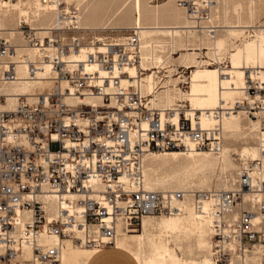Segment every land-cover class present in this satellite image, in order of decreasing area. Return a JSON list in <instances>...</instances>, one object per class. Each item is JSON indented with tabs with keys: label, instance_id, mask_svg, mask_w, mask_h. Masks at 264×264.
Instances as JSON below:
<instances>
[{
	"label": "built area",
	"instance_id": "2783aa9c",
	"mask_svg": "<svg viewBox=\"0 0 264 264\" xmlns=\"http://www.w3.org/2000/svg\"><path fill=\"white\" fill-rule=\"evenodd\" d=\"M212 1L174 0L193 28L210 36L219 31L210 23ZM57 6L47 27L18 23L22 47L31 52H19V42L0 38V264H57L66 240L96 251L113 246L118 223L125 232H136L144 216L181 213L179 202L186 196L208 223L215 264H264V178L255 174L262 170L259 160L241 161L230 189L144 187L146 154H218L227 116L241 112L259 121L264 132V70L246 69L243 95L204 111L209 125L201 124V111H194L192 122L179 105L173 121L172 110H164L163 117L140 89L145 70L136 28L121 37H104L101 48L70 61L68 54L84 44L78 11ZM209 63L226 66L227 59ZM129 66L137 67L139 78L128 74ZM45 67L50 83L32 100L2 89L11 81L37 79ZM160 69L150 72L157 75ZM181 71L174 73L184 88L189 73ZM92 97L101 103L86 102ZM51 143L58 147L52 150ZM68 193L81 197L65 198Z\"/></svg>",
	"mask_w": 264,
	"mask_h": 264
},
{
	"label": "bare ground",
	"instance_id": "6f19581e",
	"mask_svg": "<svg viewBox=\"0 0 264 264\" xmlns=\"http://www.w3.org/2000/svg\"><path fill=\"white\" fill-rule=\"evenodd\" d=\"M130 1L97 0L95 3L85 4L86 0H52L43 5L38 0H5L0 6V38L19 42L21 45L19 52H31L22 47V38L17 23L25 21L37 28L47 27L54 22L59 3L64 4L66 9L73 6L70 4L71 2L82 7V15H79L78 9L73 6L78 11V27L79 18L81 20L80 29H93L91 25L98 22L105 25L102 26V29H106L111 19L125 21L128 18L129 24H132L131 28H136L141 40L140 67L148 71L139 84L142 93L150 95L151 101L156 106L159 104L155 103L156 100L161 104L164 103L165 108H161L163 117L164 110H172L173 121L178 119V109H180L174 106L184 107L178 102H189L192 107L188 110L183 109L185 116L194 122V111H201L200 122L203 126L210 124V120L203 114L205 110L220 105L222 101L231 102L243 95L242 87L246 69H256L263 74L264 25L256 26L255 20L262 14L261 3L264 0H215L214 9L211 8L210 23L217 25L219 31L212 36L195 30L184 10L183 13L174 7V0H166L159 9L158 4H151L152 0ZM219 13H221L222 19L219 18ZM218 18L221 20L219 25L217 24ZM251 28L254 34L250 38ZM221 31L224 33H220ZM160 35L168 36V40L157 39L156 36ZM239 39L240 43L236 44V40ZM95 40L99 43L92 40L88 45H82L79 50L68 54L67 58L70 61L83 60L88 51H92L96 47L101 48V42L104 39L97 37ZM168 46L171 51L174 50V47L183 51L177 62L185 68L191 69L188 78L189 90L185 93L177 87L178 78L166 79L162 82L160 76L155 75V71L150 72L155 67L167 68L166 70L169 72L167 77L172 75V71L175 70L171 68L174 60L170 59V56L164 55ZM153 49L158 52L153 53ZM203 49H207L205 54L213 57L219 63L222 57L227 55L229 65L210 67L211 63L203 60ZM87 67L88 70L94 68L93 65ZM98 70L102 73L101 69ZM126 71L132 77H140L135 66L127 67ZM19 72H22V67H19ZM47 74L48 68L45 67L44 71L38 73L37 79L11 81L4 84L2 89L10 95H25L28 100H32L34 93L42 92L50 83ZM161 82V90L155 94L154 88ZM66 101L71 102L73 98L67 96ZM87 101L94 105L101 103L99 97L87 98ZM241 115V112L234 113L225 117L222 122L223 132L240 138L242 144L239 145L240 149L233 147L235 146L234 140L228 144L224 143L222 151L218 154L207 151L184 152L179 150L148 153L144 157V187L149 190L177 188L184 191H194L195 186L208 188L209 177L206 176V171L215 164H219L223 169L229 161L231 149L234 154L249 157V160H260L262 170H259V173L256 171L255 174L264 178V132L260 128L259 121L249 119L254 124H258L260 129H258L257 138L259 147L250 145L247 136L253 127L243 125L240 121ZM161 168H167L170 173L159 177L157 172ZM189 171L192 173L190 174ZM164 172L166 173V171ZM197 174H199L197 180L192 181V175ZM234 174L222 173L220 177L223 182H227L232 187ZM79 197L81 195L74 193L65 195V198L69 199ZM49 199L52 210L54 200L52 196ZM179 205L181 213L166 214L161 217L144 216L141 220V231L131 236L135 237L133 240L128 238L130 235L118 223L117 234L119 237L117 236L115 244L117 241L129 249L139 264H215L210 257V231L207 221L196 214L190 196H186L179 202ZM43 240L52 241L51 238ZM90 251L96 250L74 245L66 240L57 264H85Z\"/></svg>",
	"mask_w": 264,
	"mask_h": 264
},
{
	"label": "rangeland",
	"instance_id": "374dc122",
	"mask_svg": "<svg viewBox=\"0 0 264 264\" xmlns=\"http://www.w3.org/2000/svg\"><path fill=\"white\" fill-rule=\"evenodd\" d=\"M13 1H16V0H13ZM64 1V0H63ZM97 0H86L85 4H91V3H95ZM166 0H152V3L151 4H158L159 8H161V4H163ZM132 2V0L130 1ZM214 3H215V0H213L212 2V8L214 9ZM67 4V3H66ZM71 5L75 6L78 11H79V15H82V7H79V6H76V3L75 2H71L70 3ZM173 5L175 8H177L178 10L182 11L183 12V9H180L178 8L176 5H175V2H173ZM262 5V6H261ZM261 9H262V14L259 15L256 20H255V25L256 26H263L264 25V2L261 3ZM215 11V10H214ZM132 13V12H131ZM130 13V14H131ZM184 13V12H183ZM221 13H219L220 15ZM214 17H215V14H214ZM221 17L222 19V16L220 15L219 18ZM218 18L219 22L217 23L219 25V23H221V20ZM115 19V18H114ZM111 19L110 20V23L108 22V25H107V28L106 29H102V26H105V25H102L100 24L99 22L97 24H94V25H91V27H93V29H81V32L78 33V35H81L83 36L84 38V44H87L90 42V41H96L95 39L97 37H101L104 39V37H121V36H124L126 34L129 33L130 31V28L132 27V24L130 25L129 24V19L127 18L125 21H119L117 19ZM21 20V18H20ZM19 20V21H20ZM217 20V21H218ZM18 21V22H19ZM80 18H79V27L81 26V23H80ZM105 21V20H104ZM114 21V22H113ZM117 22V23H116ZM159 23L161 24V21H159ZM18 25V23H17ZM130 26V27H129ZM128 27V29H127ZM252 34H250V38L252 37V35L254 34V32L252 31L253 29L251 28L250 29ZM250 32V33H251ZM220 33H224V31H221ZM248 34V33H246ZM96 36V37H95ZM156 38H161V39H164V40H168V36H165V35H160V36H156ZM99 43V42H98ZM98 43H96L97 46ZM240 43V39L239 40H236V44H239ZM158 51L155 49H153V53H157ZM183 52V51H182ZM180 50H178V47H174V50L171 51L170 50V46H168L166 48V51L164 53V55L167 57V56H170V59L174 60L173 61V65L171 66V68L175 69L174 71H172V75L170 77H167L169 72L166 70L167 68H161L160 69V72L157 74L158 76H160V78L162 79V82L163 80H166V79H173V78H178L177 79V87L179 88L180 87V78L175 74L176 72V69L178 71L179 74H182V69H185L187 73H189L191 69H186L183 65L179 64L177 61L179 59V56L181 55L182 53ZM203 60H207L209 61L210 59H214L213 57L211 58V56H208L207 54H205L207 52V49H203ZM226 58L227 59V65H229V58L227 55L223 56L222 58ZM215 61H217L216 59H214ZM221 61V60H220ZM218 62V61H217ZM226 65V66H227ZM210 67H218L216 64H213V65H210ZM148 71H145L143 75H141V78H143L145 76V74L147 73ZM175 72V73H174ZM178 74V75H179ZM189 76V75H188ZM162 82L161 83H158L156 84V86L158 85L156 91H155V94H157L161 88L160 86L162 85ZM188 83V82H187ZM155 86V87H156ZM183 93L187 92L189 90V83L186 85V87L184 88H179ZM155 103H159L157 104V107H159V109L161 108H165V106H163L164 103H160L158 102V100L155 101ZM179 104L181 105H184V107L182 108L185 109V110H188L190 107H192L190 105L189 102L187 101H184V102H178ZM189 103V104H188ZM156 106V104H155ZM174 107H177L174 106ZM240 121L243 125H250V127L252 126L253 127V130L251 132H249L248 136H247V140L249 142L250 145H254L255 147H259V143H258V135H259V126L258 124H254L251 120H249L248 117H246L245 115H241L240 116ZM259 129V130H258ZM225 133V132H224ZM237 139V140H236ZM240 138L237 137V136H232L228 133H225V144H228L230 143L231 141H234L235 140V146L233 147H236L237 149H240V146L242 145L241 144V141L239 140ZM240 141V142H239ZM224 144V145H225ZM240 145V146H239ZM58 147V145L56 143H51L50 144V148L52 150L56 149ZM234 151L231 149L229 151V161L226 163V165L224 166V168L222 169L221 166L219 164H215L212 168L208 169L206 171V176L209 177V187L208 188H205V187H201V188H198L197 186H195V190H209V189H212V188H221V189H230V185L227 183V182H223L221 180V174L222 173H231V174H234L237 170H238V166L240 165V162L241 161H246V160H249V157H242L240 156L239 154H234L233 153ZM211 155V154H210ZM212 156H216V155H212ZM260 161V160H259ZM261 162V161H260ZM161 170V171H160ZM158 172H157V175L159 177H163L167 174L170 173V170H168L167 168H161ZM163 171V172H162ZM166 171V173L164 172ZM160 172V173H159ZM189 173L191 174L192 172L189 171ZM200 174V173H199ZM199 174L197 175H192V181H196L197 180V177L199 176ZM195 178V180H194ZM162 189H165V188H160L159 190H162ZM171 189H177V188H171ZM155 216H160L161 215H155ZM141 231V227L138 229V231L136 232H131V233H128V238L130 240H133L135 237H131L132 235H136L137 233H139ZM119 237V236H118ZM179 253V252H178ZM180 255V253H179ZM181 256V255H180Z\"/></svg>",
	"mask_w": 264,
	"mask_h": 264
},
{
	"label": "crops",
	"instance_id": "0c3cea01",
	"mask_svg": "<svg viewBox=\"0 0 264 264\" xmlns=\"http://www.w3.org/2000/svg\"><path fill=\"white\" fill-rule=\"evenodd\" d=\"M85 264H139L133 253L117 241L115 246L90 251Z\"/></svg>",
	"mask_w": 264,
	"mask_h": 264
}]
</instances>
